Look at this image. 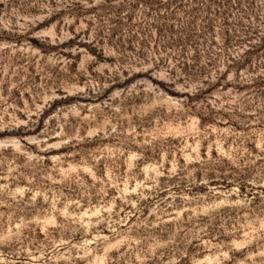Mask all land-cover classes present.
<instances>
[{"label":"rangeland","instance_id":"374dc122","mask_svg":"<svg viewBox=\"0 0 264 264\" xmlns=\"http://www.w3.org/2000/svg\"><path fill=\"white\" fill-rule=\"evenodd\" d=\"M0 264H264V0H0Z\"/></svg>","mask_w":264,"mask_h":264}]
</instances>
